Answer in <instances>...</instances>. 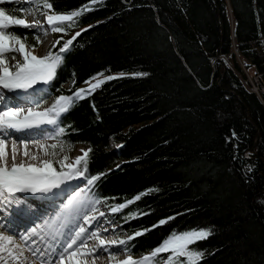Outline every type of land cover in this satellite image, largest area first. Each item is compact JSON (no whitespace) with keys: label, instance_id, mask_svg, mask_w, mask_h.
I'll return each instance as SVG.
<instances>
[{"label":"trees","instance_id":"trees-1","mask_svg":"<svg viewBox=\"0 0 264 264\" xmlns=\"http://www.w3.org/2000/svg\"><path fill=\"white\" fill-rule=\"evenodd\" d=\"M51 2L66 11L86 0ZM128 4L141 6L129 11ZM94 6L66 34L54 32L66 40L95 25L76 38L49 90L70 94L73 70V91L96 72L149 73L106 81L76 103L63 123L78 131L60 140L92 149L88 175L121 165L95 186L98 196L117 198L109 203L153 189L112 216L120 224L130 211L147 213L125 223L126 234L180 214L136 237L132 252L150 251L172 229L206 226L212 235L196 245L207 253L202 264H264V94L249 91L229 67L221 76L217 59L232 56L242 72L237 51L264 80V0H99ZM26 31L37 55L36 30L14 29ZM12 55L18 54L6 53L8 61ZM230 130L239 140L226 143ZM113 141L122 147L113 150Z\"/></svg>","mask_w":264,"mask_h":264},{"label":"snow or ice","instance_id":"snow-or-ice-1","mask_svg":"<svg viewBox=\"0 0 264 264\" xmlns=\"http://www.w3.org/2000/svg\"><path fill=\"white\" fill-rule=\"evenodd\" d=\"M98 2L99 0H86L74 9L57 11L51 0H0V213L4 214L3 219H0V229H5L0 231V264H10V261L25 264L29 259L25 255L26 252L30 254L32 264H35L36 260H39L40 264H87V261H81L77 257L88 254L82 253L81 248L90 235L98 241L90 251L93 254L107 251L114 258V264H202L207 253L196 245L197 242L212 235L213 230L206 226L191 227L183 231L172 229L142 256L134 257L130 254L129 245L136 237L169 225V222L175 219V215H180L179 213L159 218L149 227L133 230L122 239L100 238L98 233L109 231L100 225V220H104L110 225L111 230L116 231L137 215H146L144 212L130 211L120 216L119 225L115 220L109 219V214L118 215L121 210L153 189H145L119 203H109L115 201L116 197L98 196L95 191L98 181L112 171L119 170L121 165L117 164L114 169L88 175L87 165L91 148L81 149L82 154L71 161L68 155H63L58 160L42 159L39 166L15 162L18 142V138H14L15 133L39 129L43 137H54L58 141L50 145L52 149L63 148L64 144L60 143L61 137L78 131L70 123H63L64 117L76 103L89 97L106 81L149 75L140 71L113 74L96 72L83 80L85 86L75 87L73 91L76 84V73L73 70L68 89L70 94H64L61 87L58 89L60 94L54 96L51 104L41 107L46 103L44 97L51 95L49 91L52 87L51 82L56 77L58 69L64 66L67 54L75 46L74 41L81 33L95 25L89 24L80 28L66 40L63 36L58 37L52 44V48L60 45L57 51L54 52L50 48L45 55L40 56L31 51L35 43L28 44V32L20 35L14 32V29L19 27L36 30L33 37L36 43H40L39 30L45 23L53 32L66 34L86 12L97 10L94 5ZM10 4L19 7L4 6ZM134 6L141 5L128 4L127 10L131 11ZM37 11L42 13V20L34 18L29 21L26 18ZM6 53H19L22 60H16L15 55H12L11 59L15 60V63L9 64ZM92 107L95 110L94 104ZM9 139L12 141L13 161L10 166L6 163V145ZM234 140H239V136L235 130H230L225 142L232 143ZM19 143L26 145L28 141L19 140ZM32 143L38 144V141L33 140ZM39 147L44 148L46 145L40 144ZM120 147L122 145H116V148ZM233 149L237 150L238 145L233 144ZM23 154L30 155L27 150ZM244 155L247 157L251 153ZM51 156L56 157L57 153L52 152ZM238 158L236 155L233 156V160ZM55 163H59V169L54 166ZM244 167L247 173L253 171L251 165ZM247 182L246 179L245 183ZM18 194L27 196L21 197ZM30 200L33 202L30 203ZM44 203L51 207L47 215L41 213ZM99 205H103L107 211H100ZM23 221H27L31 226H26L16 235L6 234V231L12 230L13 224ZM120 250L124 251V258L115 259L116 253Z\"/></svg>","mask_w":264,"mask_h":264},{"label":"bare ground","instance_id":"bare-ground-1","mask_svg":"<svg viewBox=\"0 0 264 264\" xmlns=\"http://www.w3.org/2000/svg\"><path fill=\"white\" fill-rule=\"evenodd\" d=\"M49 99L50 98H48V96L44 97V100L46 101V103L42 104L41 107H46V104H48ZM44 130L50 131L51 129H44ZM16 138H18V142L16 144L17 154H16L15 162L17 164L24 162L25 164L31 163V164H36L37 166H39L41 160L45 159L43 148L39 147V145L44 144L43 139H45V141H48L50 138L43 137L41 135L39 129H33V130H29L27 132H23L22 134H18L16 136ZM19 140H26V141H28V143L25 145V144L19 143ZM33 140L38 141V144L32 143ZM6 148H7L6 163L8 164V166H10L11 163L13 162L12 158H11L12 157V141L8 140ZM25 150H27V152L30 155H24L23 153L25 152ZM32 157H35V158H32ZM56 168L59 169L58 167H56ZM26 196H27V194H23V197H26ZM33 200H34V198H33ZM29 202L31 203L33 201L30 200ZM35 202H37L38 204L41 203L40 201H35ZM47 205H48L47 203L43 204V206L41 207V212H44L47 209V207H48ZM23 222H21V223H23ZM100 225L104 228H108L109 231H107L106 233L101 231L100 233H98V235H100L101 239L108 240L107 237H109V235L112 234L113 231H111V228L107 224L100 223ZM12 226L17 227V224H13ZM1 230L3 231L5 229H1ZM6 234L13 235L14 233L6 231ZM92 242H98V241L96 240L95 237H91V235H90V238L87 240L86 243L83 244V246L81 248L82 253L87 252L88 254L87 255L82 254V255L78 256L77 259H79L81 261H87V264H114L113 263L114 258L112 256H110L107 251H100L98 254H93L90 250L92 249V247L95 244L94 245L91 244ZM124 255H125L124 251L120 250L116 253L115 259H123ZM5 256L7 257V254H5ZM30 262H32V260H26L25 264H29ZM39 263H40L39 260H38V262L35 261V264H39ZM10 264H17V262L16 261H10Z\"/></svg>","mask_w":264,"mask_h":264},{"label":"rangeland","instance_id":"rangeland-1","mask_svg":"<svg viewBox=\"0 0 264 264\" xmlns=\"http://www.w3.org/2000/svg\"><path fill=\"white\" fill-rule=\"evenodd\" d=\"M230 15H231V13H230ZM29 21H31L32 19H38V20H42L43 19V16H42V13L41 12H39V11H37V12H35L34 13V15H28L27 17H26ZM47 29H48V26L47 25H44V27L43 28H41L40 30H39V33L41 34V39H40V48L38 49V56H40V55H45L46 53H47V51L50 49V48H52V44L56 41V39L58 38V36L57 35H55L54 33H52V35H51V37H50V35L48 36V35H46V34H44L43 33V31L45 30V31H47ZM63 34V33H62ZM53 49V48H52ZM237 52V51H236ZM18 55H17V58H16V60H22V56L19 54V53H17ZM236 59H237V61L239 62V64L241 65V67H245L246 68V70L249 72V75H252V74H254L255 72H254V70H253V68H249L248 66H247V62L239 55V53L237 52V54H236ZM229 60H230V62L232 63V64H234V59L232 58V56H229ZM7 62L9 63V64H14L15 63V60H10V61H8L7 60ZM234 66H235V64H234ZM249 68V69H248ZM48 98H50L49 100H48V104H46V107L47 106H49L50 104H51V102H52V100H53V98H54V95L53 94H51V95H49L48 96ZM53 143H58V141L53 137V138H50L48 141H47V144H48V146H46V147H44L43 148V152H44V156H45V159H55V160H58L60 157H62L63 155H68L69 156V161H71L72 159H74V157H76L77 155H81L82 153H81V149H88V147L86 146V145H83V144H79V145H76V146H74V147H72V148H68V147H66V146H64L63 148H60V147H58V148H56V149H52L51 147H50V145L51 144H53ZM61 143V142H60ZM44 145V144H43ZM111 146V148L112 149H115V147H116V143H112V145H110ZM117 149V148H116ZM52 152H56L57 153V156L56 157H52L51 156V153ZM79 153V154H78ZM81 153V154H80ZM54 166L55 167H58L59 168V163H55L54 164ZM99 207V209H100V211H107V209L103 206V205H99L98 206ZM109 219H112V220H114L113 219V217H112V215L111 214H109ZM100 223H102V224H106L105 222H104V220H101L100 221ZM118 224V223H117ZM108 225V224H107ZM119 225V224H118ZM109 227H110V225H108ZM0 231H2L1 229H0ZM111 231H113V230H111ZM8 233V232H7ZM9 234V233H8ZM13 235H16V234H13ZM126 235V233L124 232V230H123V228L122 227H119L116 231H113L112 232V234H110L109 235V237H107V239L108 240H111V239H116V238H120V239H122L124 236ZM91 244H98V242H92ZM129 247H130V249L132 250V248H131V245H129ZM121 251H123V250H121ZM130 254L131 255H133L132 254V252H130ZM26 256H28L29 257V259L28 260H32L31 259V256H30V254H28L27 252H26V254H25ZM134 257H137L136 255H133ZM37 262H38V260H36ZM32 262H30L29 264H31ZM114 263V262H113ZM40 264V263H39Z\"/></svg>","mask_w":264,"mask_h":264},{"label":"built area","instance_id":"built-area-1","mask_svg":"<svg viewBox=\"0 0 264 264\" xmlns=\"http://www.w3.org/2000/svg\"><path fill=\"white\" fill-rule=\"evenodd\" d=\"M217 59H221L225 61L228 67L234 70L235 73L239 76L245 87L249 91L257 94L260 97V99H262L264 94V80L261 74L255 72L254 74L249 75V72L246 70L244 66L242 67L243 71L241 72L234 66V64L230 62L228 55L218 56Z\"/></svg>","mask_w":264,"mask_h":264},{"label":"water","instance_id":"water-1","mask_svg":"<svg viewBox=\"0 0 264 264\" xmlns=\"http://www.w3.org/2000/svg\"><path fill=\"white\" fill-rule=\"evenodd\" d=\"M218 61H219V63H220V75L221 76H223L224 75V70L223 69H225L226 68V64H225V62L223 61V60H221V59H218Z\"/></svg>","mask_w":264,"mask_h":264}]
</instances>
